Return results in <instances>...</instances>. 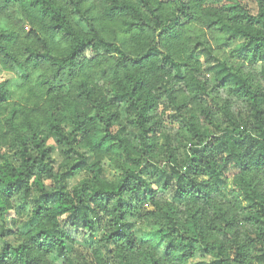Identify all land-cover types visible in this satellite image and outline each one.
Here are the masks:
<instances>
[{"label":"clouds","instance_id":"clouds-1","mask_svg":"<svg viewBox=\"0 0 264 264\" xmlns=\"http://www.w3.org/2000/svg\"><path fill=\"white\" fill-rule=\"evenodd\" d=\"M0 264H264V0H0Z\"/></svg>","mask_w":264,"mask_h":264}]
</instances>
